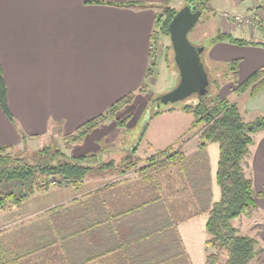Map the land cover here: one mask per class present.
Returning a JSON list of instances; mask_svg holds the SVG:
<instances>
[{"label": "crops", "instance_id": "obj_1", "mask_svg": "<svg viewBox=\"0 0 264 264\" xmlns=\"http://www.w3.org/2000/svg\"><path fill=\"white\" fill-rule=\"evenodd\" d=\"M165 1L0 0V68L6 85L8 107L15 120L14 122L9 120L0 107V145H9L12 148L23 146L22 133L29 135L25 142L27 147H31L29 146L31 141L44 135L49 137L54 131L62 135L71 133L82 122L107 111L118 98L129 92H136L143 82H149L152 76L147 75V70L152 57V46L155 49L156 45L152 43L155 17ZM172 3L173 1L170 5ZM261 18L264 27V15ZM219 21L221 29L218 31L231 35L236 31L245 32V25L240 26L232 19L225 20L220 16ZM257 29L258 35L254 41L264 43V31ZM249 31L254 34L253 29ZM204 52L213 60L239 58L237 69L239 80L264 67V47L261 45H237L220 41L205 48ZM173 77L179 80L178 73L175 72ZM221 92L220 95L225 96ZM237 101H240L238 108L244 104V112L248 115H244L245 120L249 121L256 115H264V88L252 96L244 92ZM121 110L117 115L122 114ZM166 115L172 116L173 119L178 118V121L184 120L186 123L187 116H192L180 108H172L150 115L148 122L147 114L143 122L149 124L151 120L155 118L158 120ZM115 117L117 118L116 115L109 116L107 119L110 125L117 124ZM50 118L59 123V126L52 130V125L49 127L48 122ZM190 122L181 129L169 125L161 136L162 139L167 138L166 142L163 144L161 139L159 146L155 134L153 142L150 131L140 130L131 140L133 143L126 144V151L123 150L122 154H113L110 151L104 156H99L95 148L97 143L90 146L85 144L96 130L103 128L104 123L93 129L83 143L70 148L78 146L82 150L85 148L83 146H87L89 152H83L82 155L96 154L93 160H87L89 164L94 160H97L96 162L114 160L116 164L138 143L136 157L139 158L138 165L141 166L148 155L164 149L181 136H184L180 144L183 151L191 148L189 145L191 143L196 147L197 133L194 131V135L185 136ZM113 134L114 131L111 135L104 132L95 138L114 141ZM135 140H138L136 144ZM110 144L107 149L114 147ZM207 152L212 180V200L216 201L219 197L215 183L218 144L209 143ZM244 166L246 175L252 179L255 192L259 194L257 207L250 216L241 215L232 222L239 232L257 240V249H263L249 264H264V130L254 133L250 154ZM104 177L106 179L92 185L95 183L94 179ZM115 180L119 183L112 189L104 190L98 196L94 195V192L106 182ZM171 181L170 176L164 177L162 188L165 194L177 192L172 191V186L181 188V185L172 184ZM87 190L93 192L89 199L84 200L82 196ZM186 192L182 194L185 195ZM151 193L145 194L144 184L139 182L135 170L118 176L112 168L91 170L79 189L67 184L35 190L28 194L21 204L0 210V264L121 262L126 254L117 247L120 243L122 247L124 245L118 238L123 225L99 223L78 232L79 223L71 226V223L66 224L62 220H68L72 212L88 214L92 201L98 204H111L115 203L118 197L124 196V200L121 202L118 200V204L123 205L128 203L133 195L140 202L150 198ZM76 197L82 199L73 201L72 199ZM174 198L176 197L169 196L166 202L168 209ZM61 202L68 203L60 209H55L51 214L48 213L50 205ZM186 208L188 207L184 209ZM107 209L109 207L106 206ZM59 212L63 213L62 217L56 216L55 221L53 216L52 220L51 215ZM206 220L207 213H202L175 225L190 264L204 263L207 253ZM157 259L152 254L144 262Z\"/></svg>", "mask_w": 264, "mask_h": 264}, {"label": "trees", "instance_id": "obj_2", "mask_svg": "<svg viewBox=\"0 0 264 264\" xmlns=\"http://www.w3.org/2000/svg\"><path fill=\"white\" fill-rule=\"evenodd\" d=\"M172 1L175 0H166L162 5V10L156 14L152 43H159V35L169 34L168 24L181 6L195 5L196 9H201L202 13L204 9L209 8V0H180L183 1V5L178 9L170 5ZM257 24L259 29L264 31L262 18H258ZM220 41L264 47V43L248 41L223 31H218L211 36L208 44L213 46ZM203 46L204 49L200 53L202 61V55L207 48ZM239 62V58H234L227 64L228 69L232 71L231 91L236 95L244 92H248L251 96L255 95L264 88V67L256 69L245 79L239 80L237 76ZM165 63L166 67H171L172 62L167 58H165ZM155 67L156 61L152 56L147 70L149 77L152 76ZM208 86L206 94L197 95L195 103L184 104L180 107L181 110L192 114L190 130L197 133V145L191 154L192 159L180 147L181 141L176 147L169 145L147 156L141 166L138 165L139 158L136 157L138 143L126 152L118 163L115 164L114 160L105 162L94 160L96 165L87 162L94 153L72 157L54 143L44 145L29 152V155H25L23 153L27 152L25 142L29 136L26 133L21 135L23 139L21 151L23 152L19 149L13 151L9 145H0V210L21 204L27 196L22 192L3 193L2 184L11 181H22L23 183L29 181V193L49 187L47 177H53L56 181L63 180L68 185L79 189L83 185L85 176L91 170L112 168L118 176H124L128 171L135 170L139 182L144 184L145 194L152 192L150 198L139 202L133 195L128 203H123V205H119L118 200L121 202L124 196L118 197L115 203L111 204H98L92 201L87 215L72 212L68 220H62L63 223H71V226L79 223L78 232L99 223L123 225L118 238L124 245L122 247L120 243L117 248H121L120 251L126 256L121 262L117 261L115 264H190L175 225L185 219L207 213V239L205 241L207 253L203 264H249L263 249L256 248L257 240L254 237L240 234L232 224V220L241 215L250 216L257 207L259 194L253 188L251 177L246 175L244 164L250 154L254 133L264 130V115H256L249 121L245 120L236 102L220 95V85L216 79H209ZM137 93L151 94L149 82H143L136 92H129L118 98L106 112L82 122L73 132L62 135L63 147L68 150L73 145L83 143L86 136L93 129L104 124L109 116H115L119 110L132 104ZM0 107L9 120L14 122L7 103L6 85L1 68ZM161 111L163 110H156L153 115ZM121 123L122 120L117 121V124ZM214 142L219 147L215 171V183L219 190V197L216 201H212L211 197L210 166L206 152L207 145ZM166 175L171 177L172 184L180 183L181 188L171 187L172 191H177L176 193L165 194L163 192L162 185L164 186ZM37 177L44 179L39 181ZM118 183L117 180L106 182L94 192V195L98 196L102 191L112 189ZM182 192L186 194L183 195ZM169 196L176 197L170 202V209L166 206ZM199 202L202 203V207L200 211H197ZM190 204L193 209H184ZM106 206L109 209L106 210ZM111 206L115 209H111ZM62 215L63 213L60 212L55 213L51 215V219L53 220L54 216V220L57 221L56 216L61 218ZM222 253H225V259L221 261ZM152 254L158 259L144 262Z\"/></svg>", "mask_w": 264, "mask_h": 264}, {"label": "rangeland", "instance_id": "obj_3", "mask_svg": "<svg viewBox=\"0 0 264 264\" xmlns=\"http://www.w3.org/2000/svg\"><path fill=\"white\" fill-rule=\"evenodd\" d=\"M183 5V1L180 0H175L173 1L172 5L174 8H180V6ZM184 6V5H183ZM162 7H159V10H162ZM182 7V6H181ZM260 10V11H259ZM259 11L258 15L257 12ZM229 15V16H228ZM239 15L240 20H234V16ZM264 15V0H209V8L204 9L203 13L201 14L200 18L197 20V22L194 24V26L190 29L188 32V39L190 40L191 43L199 46V45H206L207 47L209 46L208 41L211 36L215 35L218 32V29H221L220 27V21L219 17L221 16L225 20L232 19L236 24L240 26L245 25V32L239 33L238 31L233 33V36L243 38L248 40V41H254L256 36L258 35V29L259 26L257 24L258 18H261ZM249 29H253L254 34H251ZM243 36V37H242ZM159 43H155V50L152 54L153 58H155L156 61V67L154 68V72L152 73V77H155V81L153 82L154 79L149 80V88L151 90V94H137L134 102L132 104H129L125 108H123L120 113V116L117 115L118 112L115 114L118 118V120H122L121 124H116L115 126L110 125L109 121L107 120L105 122V125L103 128H99L98 130L95 131V134L90 136L88 142L85 144L87 146H90L91 144L97 143L95 148H97V152H99L100 155H105L106 153L112 151L113 154H122L123 150L126 151V144H132L133 137L136 136L135 133L140 131V130H147L151 132L150 138L154 142V134L156 136L157 144L159 146V141L162 139V132L164 129H166L169 125L174 126V127H181L183 126H188L189 122L193 120V117L191 115H188V123L184 122V120H179L178 118L173 119L172 116H161L156 120V118L152 121L149 122V124L144 123L145 121V116L148 114L146 121L148 122L149 116L153 115V112L156 110H166L167 108H180L184 104L188 103H195L197 101V95L192 94L184 99L175 101V102H168V103H163L160 101V96L169 90H171L176 83L178 82L173 76L175 75V72L178 73L177 67L174 64V59H173V49L171 46V41L169 34H161L159 35ZM165 58H167L169 61L172 63L170 64V68L166 67L165 63ZM204 66L205 69L208 73L209 79H216L219 82V93L225 95L230 101L236 102L237 105L239 106L240 101H237L238 97L240 95H236L231 91L232 88V71L228 69L227 64L230 63V60H213L208 58L206 54L202 55ZM231 79V80H230ZM209 87V86H208ZM224 87V88H223ZM223 88V89H222ZM109 108V107H108ZM241 109V110H240ZM242 116L244 115L248 116L247 113L244 112V104L241 105L239 108ZM106 112V111H105ZM104 113V112H103ZM130 114V115H128ZM13 116V115H12ZM116 118V117H115ZM112 119V118H111ZM110 119V120H111ZM118 120H115V123H117ZM160 120V121H159ZM176 120V122H175ZM15 121V120H14ZM114 121V120H113ZM159 121V123L157 122ZM178 121V122H177ZM49 127H51V130L58 127L59 123L57 121H54V119H49ZM108 122V123H107ZM191 122L190 125L187 129V134L185 135L186 137H190L194 131L190 132V127H191ZM107 123V124H106ZM51 124V125H50ZM17 125V124H16ZM147 127V128H146ZM114 131L113 134V139L114 141H107V140H97L95 137H98L102 133L106 132L107 135H111L112 131ZM52 133V132H51ZM194 135V134H193ZM103 136L106 137L104 134ZM181 136L180 139H177V141L169 144V145H174L175 147L179 145V141H182ZM197 137V136H196ZM148 138V139H150ZM167 138L162 139L163 144L166 142ZM111 144H110V143ZM138 142V140H135V144ZM193 142V141H191ZM195 142V141H194ZM54 143L57 147L61 148L63 151H65L69 156L76 157L78 154L88 153L87 151V146H83L82 151L81 148L78 146H75V148L71 149L69 148L66 150L63 147V140H62V134H60L57 131H54L52 134H50L49 137L47 135L41 136L40 138H37L29 143V146L31 147H26L27 152H23L22 150V145L17 147V148H12L14 149H19V151L25 153V155H29V152L35 151L36 148L48 144ZM108 144L111 146H114L112 149H107ZM134 144V145H135ZM191 148L189 149H184L185 152L190 153L189 158L192 159L191 154L193 153L196 149L194 143L189 144ZM123 146V148H122ZM99 147H102L103 149H99ZM34 148V149H32ZM107 149V150H106ZM189 152H188V151ZM82 151V152H81ZM124 151V152H125ZM128 152V151H127ZM207 152V148H206ZM50 153V151H49ZM208 153V152H207ZM140 154V153H139ZM87 155V154H86ZM94 153V157H95ZM188 155V154H187ZM149 156V155H148ZM93 157H89V159H92ZM105 159V158H103ZM209 159V157H208ZM91 165H96L97 163L91 162ZM39 181L44 179L43 177H37ZM106 179L104 177L103 179L97 178L96 180L94 179L95 183L92 185H95L96 183H99L100 181H103ZM46 181L49 184V187H44L40 188L37 190H44V189H50L52 187H55L57 185H67V183L63 180L61 181H56L54 180L53 177H47ZM30 182H25L23 183L22 181H11L5 184H2V192L7 193L9 191H12L15 194H18L19 192L25 193L26 195L31 194L28 192V185ZM91 185V184H90ZM176 185H180L179 182H177ZM210 188L212 189V180H211V185ZM76 189V188H75ZM85 189V188H83ZM93 191L87 190L83 194V199H89L90 196L92 195ZM212 195H213V190H212ZM211 195V197H212ZM82 197L79 198H74L72 199L73 201L82 199ZM213 199V198H212ZM213 201V200H212ZM68 202H61V203H54L53 205H50L49 208L47 209L48 213L51 214V212L55 211L57 208H62L65 205H67ZM202 207V203L199 202L198 204V210L200 211ZM188 208H192V204L188 206ZM196 208V207H195ZM5 210V209H3ZM233 221V220H232ZM241 221V220H240ZM237 222V220H236ZM234 222H232L233 224ZM245 227V226H244ZM239 231V230H238ZM242 234L241 232H239ZM225 259V253H222L221 255V261Z\"/></svg>", "mask_w": 264, "mask_h": 264}, {"label": "water", "instance_id": "obj_4", "mask_svg": "<svg viewBox=\"0 0 264 264\" xmlns=\"http://www.w3.org/2000/svg\"><path fill=\"white\" fill-rule=\"evenodd\" d=\"M201 14V9H196L195 5L186 4L174 14L168 24L179 80L171 90L159 97L163 103L175 102L192 94L199 96L206 94L209 78L200 57L204 46L191 43L187 36Z\"/></svg>", "mask_w": 264, "mask_h": 264}, {"label": "built area", "instance_id": "obj_5", "mask_svg": "<svg viewBox=\"0 0 264 264\" xmlns=\"http://www.w3.org/2000/svg\"><path fill=\"white\" fill-rule=\"evenodd\" d=\"M228 16H229V15H228ZM240 19H241V18H240L239 15H235V16H234V20H238V21H239ZM153 45H154V44H153ZM154 50H155V49H154V46H152V49H151V55L153 54Z\"/></svg>", "mask_w": 264, "mask_h": 264}]
</instances>
